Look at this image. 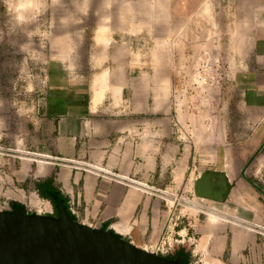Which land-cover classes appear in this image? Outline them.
<instances>
[{
    "label": "crops",
    "instance_id": "crops-1",
    "mask_svg": "<svg viewBox=\"0 0 264 264\" xmlns=\"http://www.w3.org/2000/svg\"><path fill=\"white\" fill-rule=\"evenodd\" d=\"M236 3L220 40L206 32L219 61L199 58L192 38L150 56L131 37H95L83 65L92 70L35 114L32 148L44 160L32 176L54 177L63 201L48 215L61 205L145 249L168 227L170 195L185 192L190 211L176 217L174 238L205 264H264V0ZM203 173L225 176L223 202L195 195Z\"/></svg>",
    "mask_w": 264,
    "mask_h": 264
},
{
    "label": "rangeland",
    "instance_id": "rangeland-1",
    "mask_svg": "<svg viewBox=\"0 0 264 264\" xmlns=\"http://www.w3.org/2000/svg\"><path fill=\"white\" fill-rule=\"evenodd\" d=\"M22 2L0 0V211L21 208L41 215H54V204L32 188L48 179L54 184V177L32 176L35 161L44 160L32 148L35 114L48 94L92 70L83 65L95 54V37H131L150 56L165 41L172 47L192 38L204 47L199 58L209 60L214 57L205 44L212 38L206 32L220 40L222 20L231 23L238 7L237 0H32L33 7L21 12ZM175 194L169 201L171 227L190 211L186 193ZM177 245L188 255L186 264H205L188 243L163 256L174 255Z\"/></svg>",
    "mask_w": 264,
    "mask_h": 264
},
{
    "label": "water",
    "instance_id": "water-1",
    "mask_svg": "<svg viewBox=\"0 0 264 264\" xmlns=\"http://www.w3.org/2000/svg\"><path fill=\"white\" fill-rule=\"evenodd\" d=\"M229 186L223 174L203 173L194 183L197 197L223 202ZM0 211V264H184L133 245L110 231L70 218Z\"/></svg>",
    "mask_w": 264,
    "mask_h": 264
},
{
    "label": "built area",
    "instance_id": "built-area-1",
    "mask_svg": "<svg viewBox=\"0 0 264 264\" xmlns=\"http://www.w3.org/2000/svg\"><path fill=\"white\" fill-rule=\"evenodd\" d=\"M175 225L176 223L172 227L168 225L165 233L161 236L159 241L151 245L153 248L151 252H154L158 255H165L170 253L176 244H181V242L173 236ZM260 231L261 235L264 237V227L261 228Z\"/></svg>",
    "mask_w": 264,
    "mask_h": 264
},
{
    "label": "trees",
    "instance_id": "trees-1",
    "mask_svg": "<svg viewBox=\"0 0 264 264\" xmlns=\"http://www.w3.org/2000/svg\"><path fill=\"white\" fill-rule=\"evenodd\" d=\"M36 190L43 198L51 201L53 204L63 203L62 197L58 194L53 181L50 179L36 183Z\"/></svg>",
    "mask_w": 264,
    "mask_h": 264
},
{
    "label": "clouds",
    "instance_id": "clouds-1",
    "mask_svg": "<svg viewBox=\"0 0 264 264\" xmlns=\"http://www.w3.org/2000/svg\"><path fill=\"white\" fill-rule=\"evenodd\" d=\"M33 7V2L32 0H24V2H22L20 5H19V9L21 12L25 11L26 9L28 8H32ZM19 19L21 21H23L24 17L21 15L19 17Z\"/></svg>",
    "mask_w": 264,
    "mask_h": 264
},
{
    "label": "flooded vegetation",
    "instance_id": "flooded-vegetation-1",
    "mask_svg": "<svg viewBox=\"0 0 264 264\" xmlns=\"http://www.w3.org/2000/svg\"><path fill=\"white\" fill-rule=\"evenodd\" d=\"M179 255L183 257L185 262H188V255L184 251H176L174 255H171V258H179Z\"/></svg>",
    "mask_w": 264,
    "mask_h": 264
}]
</instances>
